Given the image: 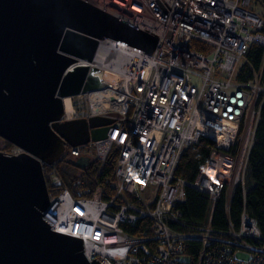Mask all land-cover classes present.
Masks as SVG:
<instances>
[{"label": "built area", "instance_id": "2783aa9c", "mask_svg": "<svg viewBox=\"0 0 264 264\" xmlns=\"http://www.w3.org/2000/svg\"><path fill=\"white\" fill-rule=\"evenodd\" d=\"M98 2L155 32L156 43L146 53L101 37L91 60H80L96 66L106 84L72 94L81 98L78 108L68 96L59 119L99 113L112 121L103 137L64 142L60 156H110L113 187L106 192L97 182L90 188L77 174L70 190L53 162H43L52 191L41 217L49 228L81 237L84 257L100 264H264V237L244 207L237 225L226 217L225 227L211 224V208L205 220L192 224L173 207L183 201L185 185L205 192L210 202L223 195L225 213L234 186L243 191L245 154L264 99V16L250 0ZM250 42L262 47L257 66L246 57ZM242 60L246 70L238 78ZM191 143L207 147L192 181L174 169Z\"/></svg>", "mask_w": 264, "mask_h": 264}, {"label": "water", "instance_id": "95a60500", "mask_svg": "<svg viewBox=\"0 0 264 264\" xmlns=\"http://www.w3.org/2000/svg\"><path fill=\"white\" fill-rule=\"evenodd\" d=\"M114 38L150 53L157 39L87 0H0V137L19 152L0 149V264H100L82 253L81 237L55 231L41 217L49 201L42 163L64 142L105 135L112 121L99 113L60 118L62 96L106 82L90 61L98 39ZM83 168L88 155L70 160Z\"/></svg>", "mask_w": 264, "mask_h": 264}, {"label": "trees", "instance_id": "16d2710c", "mask_svg": "<svg viewBox=\"0 0 264 264\" xmlns=\"http://www.w3.org/2000/svg\"><path fill=\"white\" fill-rule=\"evenodd\" d=\"M261 5L264 7V0H260ZM264 30V25H263ZM262 47L256 43L250 42L247 46L246 57L257 66L260 62ZM245 61H241L237 65V72L235 76L241 78L245 72ZM260 113L256 119L253 129V136L250 145L246 151L243 169V182L242 188L239 184L234 186L231 194V199L228 204V211L225 213L223 209L224 198L219 195L215 201L210 202L207 199L206 193L185 185V195L183 201L176 202L174 208L181 221L187 223H198L205 220L208 209L211 208L210 221L213 226L225 227L226 217L231 220L234 225H237L238 215L241 207H244L253 218L256 220L258 229H260L264 237V99L259 109ZM205 141L209 139L204 138ZM5 146H10V143L3 139ZM207 147L204 144L191 143L185 145L175 164V173L180 177L192 181L196 175L199 164L205 158ZM65 155V153H64ZM60 156L53 162L58 174L62 179V184L67 186L70 190L74 189L73 181L77 174L84 177V184L90 188L97 182L104 186L106 192L110 191L113 187L112 182V165L113 161L110 156L104 159L90 158L85 167L77 169L70 163V158ZM78 171V173H77ZM49 193L52 189L48 188ZM128 230L137 229L135 224H124Z\"/></svg>", "mask_w": 264, "mask_h": 264}, {"label": "rangeland", "instance_id": "374dc122", "mask_svg": "<svg viewBox=\"0 0 264 264\" xmlns=\"http://www.w3.org/2000/svg\"><path fill=\"white\" fill-rule=\"evenodd\" d=\"M87 1H90V2H93V3L97 4V5H99V7L105 9L108 12H114V11L116 12V10L114 9V7H112V6H110V7L109 6H106V5L102 4L101 2H98V0H87ZM249 5H250V7L252 9L256 10L257 12L261 13L264 16V7H263V5H261L260 0H250ZM191 81L194 84H196V85L198 84V82H197V80L195 78H192ZM70 99H71V101H73V103H74V105H75L76 108L82 106L81 98H78V97H76V96L73 95L72 97H70ZM9 143H10V146H5V144H3V138L0 137V149L4 150L6 152H13V150L16 148L15 146H17V145L16 144H13L11 142H9ZM239 255L242 256L244 254L239 251L237 253V256H239Z\"/></svg>", "mask_w": 264, "mask_h": 264}, {"label": "bare ground", "instance_id": "6f19581e", "mask_svg": "<svg viewBox=\"0 0 264 264\" xmlns=\"http://www.w3.org/2000/svg\"><path fill=\"white\" fill-rule=\"evenodd\" d=\"M97 96H98V95H96V98H97ZM61 99H62V102H63V109H64V106L67 108L68 105H69V99H68V96L64 95V96H62ZM99 105L102 106V105H104V104H103L102 101H100ZM97 107H99V106H97Z\"/></svg>", "mask_w": 264, "mask_h": 264}]
</instances>
